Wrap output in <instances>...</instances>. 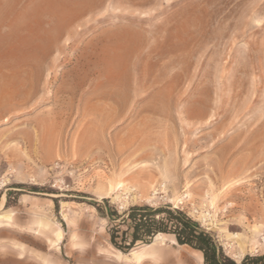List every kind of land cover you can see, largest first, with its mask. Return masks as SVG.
Segmentation results:
<instances>
[{"label":"rangeland","instance_id":"obj_1","mask_svg":"<svg viewBox=\"0 0 264 264\" xmlns=\"http://www.w3.org/2000/svg\"><path fill=\"white\" fill-rule=\"evenodd\" d=\"M108 103L109 149L93 130L76 149ZM263 144L264 0H0V264H135L103 199L179 209L238 264L263 255ZM151 170L177 185H99ZM156 251L198 264L169 236Z\"/></svg>","mask_w":264,"mask_h":264},{"label":"trees","instance_id":"obj_2","mask_svg":"<svg viewBox=\"0 0 264 264\" xmlns=\"http://www.w3.org/2000/svg\"><path fill=\"white\" fill-rule=\"evenodd\" d=\"M92 205L98 215L108 222L110 244L123 254L139 246L151 245L158 235H165L174 238L179 246L201 252L204 264H238L226 255L216 239L200 223L179 209L141 205L131 206L120 213L109 199ZM240 264H264V254L247 255Z\"/></svg>","mask_w":264,"mask_h":264},{"label":"bare ground","instance_id":"obj_3","mask_svg":"<svg viewBox=\"0 0 264 264\" xmlns=\"http://www.w3.org/2000/svg\"><path fill=\"white\" fill-rule=\"evenodd\" d=\"M119 76L122 78V77H125V71L119 73ZM124 81V79H123ZM121 82V81H119ZM118 82V84H120ZM123 83V82H122ZM121 83V84H122ZM117 84V85H118ZM124 85V83H123ZM106 104V102H105ZM109 105L108 106H104L102 105L103 107H97V111H98V115L101 116V119L99 121H97V123L94 122V127H85L84 130L79 134L78 138H76L77 140L75 141V147L76 149L77 148H81L84 144V142L88 139H92L89 137V134L92 133V130L94 131V141L93 143L91 142V145H93L92 148H94V146L96 145L97 148L101 151H104V150H108V146L107 144L102 140L98 141L97 139H95L96 135L97 136H100L102 137V135H104L105 133V127L107 125L108 122H110L111 120L109 119V115L110 116H113V110H115V108L112 106V104L108 103ZM111 105V106H110ZM73 109V107H72ZM118 109V108H116ZM107 110H110L111 113H109L108 115V112ZM119 110V109H118ZM117 110V111H118ZM72 112V111H71ZM105 112H106V117L105 116ZM98 119V118H97ZM91 123V122H90ZM261 126V125H260ZM263 126V124H262ZM259 127V126H258ZM260 130V128H259ZM139 131L136 132V134L138 133ZM258 134V133H257ZM64 136V135H63ZM98 137V138H100ZM137 136H132V137H129L127 139H125V141L123 140L119 145H118V151H120L121 149H124V148H127L129 146H131L135 139H136ZM88 138V139H87ZM107 141V139H106ZM151 141V140H150ZM260 141V139H259ZM256 142V141H255ZM87 143V142H86ZM85 143V144H86ZM257 143V142H256ZM109 144V143H108ZM89 146L90 144H86V146ZM90 145V146H91ZM110 145V144H109ZM264 145V144H263ZM85 146V145H84ZM86 146L84 148H86ZM113 147V146H112ZM132 147V146H131ZM75 150V148H74ZM90 150V149H89ZM81 151V150H80ZM100 151V152H101ZM113 151H116L113 147ZM75 152V151H74ZM98 153V152H97ZM105 153V152H104ZM136 153V152H135ZM100 154V153H99ZM102 154V153H101ZM100 154V155H101ZM106 154V153H105ZM104 155V154H102ZM106 156V155H105ZM149 156H151V153H148L144 156V158H149ZM114 173V172H113ZM123 175V174H122ZM121 175V177L119 178L118 176H109V177H102L101 180L99 181V185L102 186V187H105L109 190H114L116 187H119L121 188L122 185H145L146 189H149L151 188V185H177V180H176V177L171 175L168 171H158V170H151V171H138L136 173H134L133 175H130V176H127V174L125 173L123 176ZM215 175V174H214ZM213 175V176H214ZM212 176V175H210ZM98 182V181H97ZM209 183V181H208ZM211 187V185H210ZM208 192V191H207ZM221 193V192H220ZM219 193V194H220ZM216 195V194H215ZM211 205L214 206V203H215V200H216V197H212L211 198ZM219 200V199H218ZM6 196L3 195L2 198H1V202H0V211H4L5 210V204H6ZM219 202V201H218ZM8 215V214H7ZM6 217V216H5ZM0 222H1V217H0ZM3 222V221H2ZM9 223V222H8ZM10 224V223H9ZM1 225V224H0ZM10 226V225H9ZM57 237L59 240H63V235L61 232H59L57 234ZM164 237L165 235H158L154 242L151 244V245H146V246H143L139 249H135L133 251H131L129 254L125 255L123 254L122 252H118V254L116 255L117 259H124V258H127V259H130L132 260L135 264H158L157 262V257H158V253L156 251V247L161 244L164 240ZM238 237V236H237ZM174 243L177 244V242L175 241L174 239ZM198 264H204V258H203V254L201 252H198Z\"/></svg>","mask_w":264,"mask_h":264}]
</instances>
